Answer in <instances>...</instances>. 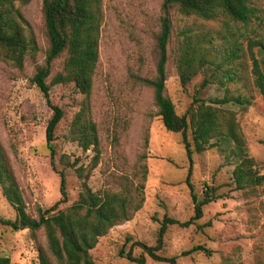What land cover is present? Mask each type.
Instances as JSON below:
<instances>
[{
  "label": "rangeland",
  "instance_id": "rangeland-1",
  "mask_svg": "<svg viewBox=\"0 0 264 264\" xmlns=\"http://www.w3.org/2000/svg\"><path fill=\"white\" fill-rule=\"evenodd\" d=\"M40 0L15 2L22 24L35 42L33 55H26L20 69L0 61V144L21 191L26 211L35 216L37 206L46 208L59 198L57 171L65 178L66 202L71 203L80 189V179L61 160L77 165L89 164L93 150L82 151L69 138L70 121L79 109L84 95L72 82L50 84L48 101L29 77L37 63H43L46 40L40 14ZM161 0H100L101 20L98 33V57L91 75L86 97L87 116L94 122L99 157L86 184L92 190L114 188L113 177L125 174L133 183H143L142 202L132 217L114 225L98 237L90 250L94 264H136L126 258L142 255L144 264H168L156 261L135 241L152 246L156 242L161 219L187 220L193 211L191 194L200 197L212 188L215 198L202 206V215L187 226H167L157 254L175 256L174 264H264V181L237 185L232 169L239 155L232 141L192 152L189 174L181 136L164 129L151 90L139 78L155 72L154 36L158 29ZM252 14L246 22L229 21L220 29L216 21H203L170 11L171 31L166 45L164 94L175 112L184 113L195 105L194 97L208 102L228 96L242 95L249 104L242 110L228 103L243 139V156L251 160L253 174L264 175V96L253 85L248 46L264 73V0H250ZM217 29L224 33L229 45L239 52L230 62L215 55V63L203 66L182 86L176 69V56L183 32L193 34ZM218 43V41L216 42ZM228 47V44H226ZM223 45H220L222 48ZM64 54L49 66L46 82L62 69ZM220 62V65L216 64ZM201 81H207L201 86ZM50 104L62 109V117L53 132L54 157L50 164L45 147L44 129L51 114ZM190 141V129H187ZM145 174L141 179L140 166ZM0 216L13 218L14 210L5 200L0 186ZM45 246L42 230L35 237L27 229L13 230L0 224V256L10 264H37V245ZM193 245L208 250L181 254Z\"/></svg>",
  "mask_w": 264,
  "mask_h": 264
},
{
  "label": "trees",
  "instance_id": "trees-1",
  "mask_svg": "<svg viewBox=\"0 0 264 264\" xmlns=\"http://www.w3.org/2000/svg\"><path fill=\"white\" fill-rule=\"evenodd\" d=\"M28 0H0V61L8 62L20 69L26 55H33L36 48L34 39L27 33L18 7ZM40 14L43 34L46 40L43 63L35 64L29 77L30 84L35 85L48 101L50 84L72 82L77 91L84 95L79 109L70 121L69 138L75 141L82 151L89 147L93 155L87 166L77 165L78 159L71 162L61 160L64 166L73 169L81 180L76 198L66 206L57 208L66 202L65 178L62 170L59 177V198L50 206L35 208V216L25 209L21 191L14 177L6 153L0 144V186L5 200L14 210L13 218L0 216V224L13 230L27 229L35 237L41 229L45 246L37 245V264H94L90 250L95 246L98 237L103 236L109 228L130 219L142 202L143 183H133L134 174H116L113 177L114 188L103 187L92 191L86 184V178L97 164L99 157L97 133L94 122L87 116L86 97L89 93L91 75L98 57V33L101 20L100 0H40ZM158 16V29L154 36L155 72L150 77H141V84L151 90L152 101L157 115L165 130L179 133L190 170L192 152H201L215 146L221 141H232L239 155V162L232 169V177L237 185L258 184L264 181V175L253 174L250 170L251 160L243 156V139L232 110L223 105L232 103L244 110L249 99L242 95L228 96L205 102L194 97L195 105L189 106L184 113L178 114L170 99L164 94L166 45L171 31L170 11L175 10L183 16H193L203 21H216L220 29L229 21L246 22L252 14L250 0H161ZM217 29L214 33L208 30L188 34L183 32L176 56V69L179 83L184 86L203 66L215 63V55L222 54V61L230 62L238 57V49L229 45L224 33ZM218 41V43H216ZM228 44V47L226 46ZM220 45H223L220 48ZM248 46L252 72L255 75L253 85L264 96V73L258 60ZM258 50L264 54V44L258 43ZM64 54L62 69L46 82L49 66L57 57ZM220 65V62L216 63ZM207 81H201L204 86ZM51 114L44 129L45 147L49 152L50 164L53 167L54 145L53 132L62 117V109L50 104ZM190 138L187 139V129ZM54 168V167H53ZM140 175L145 174L144 165L140 166ZM200 197L191 194L193 200L192 215L185 221L164 216L157 230L156 242L147 246L135 241L149 258L174 264L175 256L165 257L156 253L161 245L162 235L170 224L179 223L187 226L202 215V206L215 198L212 188ZM202 250V245H193L182 251ZM126 258L136 264H144L142 255L134 257L128 251ZM0 264H10L9 258L0 256Z\"/></svg>",
  "mask_w": 264,
  "mask_h": 264
}]
</instances>
